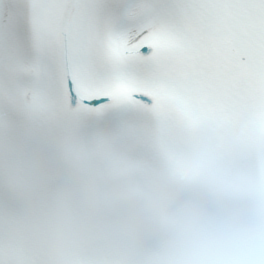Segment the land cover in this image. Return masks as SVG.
<instances>
[{"label": "snow or ice", "instance_id": "obj_1", "mask_svg": "<svg viewBox=\"0 0 264 264\" xmlns=\"http://www.w3.org/2000/svg\"><path fill=\"white\" fill-rule=\"evenodd\" d=\"M0 264H264V0H0Z\"/></svg>", "mask_w": 264, "mask_h": 264}, {"label": "clouds", "instance_id": "obj_2", "mask_svg": "<svg viewBox=\"0 0 264 264\" xmlns=\"http://www.w3.org/2000/svg\"><path fill=\"white\" fill-rule=\"evenodd\" d=\"M201 135L206 138L208 141H211V139L214 136V131L211 127L205 128L202 130ZM187 136L186 132H182L180 134V137L178 138V144L181 147H187L188 148V154L192 157H198L200 155V149L191 145H186L185 144V137ZM223 162H219L217 163L215 170L216 172L222 171L223 170ZM229 179H231V177H229ZM160 184L162 187H164L165 189H167L168 191L172 192L174 195H176L179 199H185L186 196L182 193H180V191L178 189L175 188V186L171 185L165 178H160ZM195 194L196 195H205L206 194V189L204 185H197L196 189H195ZM241 211H244L243 208H241ZM104 218V210L102 207H100L99 205L97 206L96 209V215L94 217V223H99L102 221V219ZM129 235L134 236L138 242L140 243H144L146 242L147 236L146 233L144 231V229L142 228H136V229H129L128 233ZM157 235L159 237V242L161 247H165V246H170L175 242V236L172 232L171 229L168 228H159L157 229Z\"/></svg>", "mask_w": 264, "mask_h": 264}]
</instances>
